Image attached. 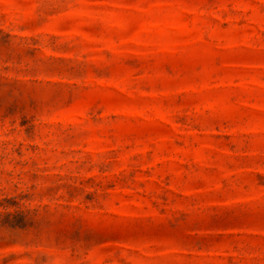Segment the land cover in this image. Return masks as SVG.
I'll return each mask as SVG.
<instances>
[{"label":"rangeland","instance_id":"1","mask_svg":"<svg viewBox=\"0 0 264 264\" xmlns=\"http://www.w3.org/2000/svg\"><path fill=\"white\" fill-rule=\"evenodd\" d=\"M0 264H264V0H0Z\"/></svg>","mask_w":264,"mask_h":264}]
</instances>
